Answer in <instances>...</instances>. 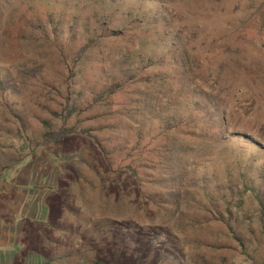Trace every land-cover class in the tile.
<instances>
[{
	"label": "rangeland",
	"instance_id": "1",
	"mask_svg": "<svg viewBox=\"0 0 264 264\" xmlns=\"http://www.w3.org/2000/svg\"><path fill=\"white\" fill-rule=\"evenodd\" d=\"M0 264H264V0H0Z\"/></svg>",
	"mask_w": 264,
	"mask_h": 264
},
{
	"label": "trees",
	"instance_id": "2",
	"mask_svg": "<svg viewBox=\"0 0 264 264\" xmlns=\"http://www.w3.org/2000/svg\"><path fill=\"white\" fill-rule=\"evenodd\" d=\"M184 134H186V135H191V133H184Z\"/></svg>",
	"mask_w": 264,
	"mask_h": 264
}]
</instances>
